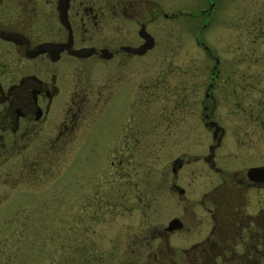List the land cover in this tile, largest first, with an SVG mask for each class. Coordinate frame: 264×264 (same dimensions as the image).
Wrapping results in <instances>:
<instances>
[{
  "label": "flooded vegetation",
  "instance_id": "flooded-vegetation-1",
  "mask_svg": "<svg viewBox=\"0 0 264 264\" xmlns=\"http://www.w3.org/2000/svg\"><path fill=\"white\" fill-rule=\"evenodd\" d=\"M210 1L0 0V264H24L26 223L36 229L43 191H56L59 171L72 169L82 147L96 150L87 155L94 171L83 190L115 191L84 193L86 200L131 210L133 191H152L139 193L141 215L149 209L164 218L159 229L128 238L124 264H264V177L247 174L264 161L229 168L216 153L226 129L221 107L241 106L237 85L214 54L203 91L196 62L154 76L157 36L188 34L208 50L197 26L208 20ZM251 4L264 31V0ZM213 121L222 127L215 137ZM188 133L208 150L168 158L165 183L137 189L142 138L162 147ZM27 193L38 198L26 203ZM158 194L177 207L162 214Z\"/></svg>",
  "mask_w": 264,
  "mask_h": 264
},
{
  "label": "rangeland",
  "instance_id": "rangeland-1",
  "mask_svg": "<svg viewBox=\"0 0 264 264\" xmlns=\"http://www.w3.org/2000/svg\"><path fill=\"white\" fill-rule=\"evenodd\" d=\"M210 4L212 11L208 20L203 25L201 21L197 26L201 28L199 37L208 50L197 46L193 36L188 34L157 36L153 71L157 76L162 69H166L163 66L169 64L173 66L174 71L170 74L173 75L177 71L175 65L179 69L188 65L193 68L192 64L196 62L203 91L209 77V66L214 63L215 57L222 62L218 68L226 71L229 83L237 85L234 96L240 99L241 106L231 113L224 105L221 107L218 121L226 129L216 153L219 161L229 168H236L250 157L264 161V123L259 122L264 119V114L258 116L256 109L258 99L264 102V31L254 19L257 6L252 10L251 0H214ZM202 6H208L207 0H202ZM173 23L170 21L169 26L172 27ZM208 60L212 61L209 65L205 63ZM220 75L226 74L220 72ZM189 134L181 140L183 145L171 143L162 147L156 143L146 147L147 139L142 138L137 147V189L153 190L156 184L163 185L168 158L177 154L182 156L183 153L191 156L208 150L204 148V138L191 142ZM94 154L96 150L89 147L79 149L72 169L67 173L72 174V179L61 168L56 191H43L45 195L41 196V204L46 206V211L42 212L41 221L36 224V229L26 223L24 264H124L122 261L128 257L130 250L128 238L147 233L153 226L159 229L160 220L164 218L149 209V215H141L144 204L138 201L139 193L152 191H133L138 194L131 202V210L123 206L104 207L103 203L97 207L86 200L84 193L92 197L93 194L115 192L83 190L87 187L85 175L94 171L86 161L87 155ZM25 198L26 203H33L38 196L27 193ZM153 201L161 205L157 210L162 214L177 207L174 203H165L161 194L154 196Z\"/></svg>",
  "mask_w": 264,
  "mask_h": 264
},
{
  "label": "water",
  "instance_id": "water-1",
  "mask_svg": "<svg viewBox=\"0 0 264 264\" xmlns=\"http://www.w3.org/2000/svg\"><path fill=\"white\" fill-rule=\"evenodd\" d=\"M150 44H152V42H150ZM210 125L211 126L212 125L215 126L214 127V132H213L214 137L216 136V134L221 133L222 127L219 124H217L216 121L211 122ZM219 140H220V134L218 135L217 143H215V144H218ZM215 144L210 145L209 153L207 154L208 157H212L213 156ZM247 174H248V176H250L253 179L261 178V177L258 176L259 174H262V177H264V167H256V166L255 167H250L247 170Z\"/></svg>",
  "mask_w": 264,
  "mask_h": 264
}]
</instances>
